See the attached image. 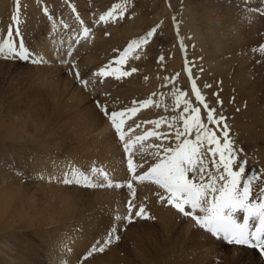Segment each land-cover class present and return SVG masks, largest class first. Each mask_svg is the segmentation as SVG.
I'll list each match as a JSON object with an SVG mask.
<instances>
[{
  "label": "rangeland",
  "instance_id": "374dc122",
  "mask_svg": "<svg viewBox=\"0 0 264 264\" xmlns=\"http://www.w3.org/2000/svg\"><path fill=\"white\" fill-rule=\"evenodd\" d=\"M13 1L0 0V23L4 22L5 27L0 31V40L7 32ZM114 1L117 0H61L60 5L59 0H21V13L27 16V35L35 46V54L45 62L32 65L0 57V264H78V261L80 264H258L253 250L211 242L208 235L194 228L188 219L158 204L152 197L153 186L146 188V193L140 189V195L149 197L157 221L131 225L119 233L118 242L84 260L87 251L103 241L110 231L112 214L122 192L83 190L49 182L47 176L58 174L66 165L79 168L93 160L105 169L116 168V177L123 176L122 167L117 166L121 163V154L116 140L113 141L114 134L109 132L103 117L101 121V114L90 95L54 65L56 47L48 36L57 27L54 22L59 17L56 13L59 6L71 12L74 7L79 16L84 14V22L88 24L89 16L90 20L97 21L101 14L111 9ZM45 6L52 15L51 20L42 13ZM246 15L240 0H129L123 22H109V28L96 29L94 32L98 39L102 36V42L97 40L94 47L81 49L83 73L87 74L88 69L84 68L90 61L93 63L87 67H97L104 62L103 54L108 57L112 48L156 27L162 34L145 53L141 52L145 55L138 66L142 72L140 77L132 76L123 86L107 83L106 92H111L112 85L116 86L114 97L128 99L136 95L140 99L150 92L149 96L154 93L159 104L166 98L162 103L165 106L169 95L157 88L165 91L169 87L156 77L161 67H155L154 62L161 54V45L175 41L171 27L172 22L176 26L178 23L181 36L189 34L197 41L201 62L223 69L218 77L214 70L207 69V75L199 78L201 82L206 77L217 83L222 81L219 90L216 89L218 85H212V93L217 91L219 100H223L222 106L225 96L221 95V88L231 101L240 99L244 106H251L256 112L259 109L264 116V58H257L252 51L264 39V32L249 22ZM97 31H101L100 35ZM105 33H111L110 38H104ZM206 36L211 41L203 40ZM97 43L102 44L98 46ZM166 54L163 57L169 62L172 54ZM174 59L169 69L173 65L174 69L178 68L180 62L176 52ZM149 74L150 79L143 80ZM211 98L213 102L217 100L213 94ZM222 111L227 117L230 134H235L238 129L235 122L240 121L239 118L231 110ZM148 113L149 117L159 114L155 110ZM96 134L99 139L95 138ZM235 135L245 140L235 144L243 149L241 158L247 159L250 171L263 175L257 162L260 161L264 168V150L254 146L264 143L263 139H250L237 132ZM98 147L105 149L104 153ZM111 162L113 165L109 166ZM41 174L45 179L40 178Z\"/></svg>",
  "mask_w": 264,
  "mask_h": 264
},
{
  "label": "snow or ice",
  "instance_id": "6c2138e0",
  "mask_svg": "<svg viewBox=\"0 0 264 264\" xmlns=\"http://www.w3.org/2000/svg\"><path fill=\"white\" fill-rule=\"evenodd\" d=\"M240 4L244 14L250 13L264 17V0H259V5L256 7L250 6V0H240ZM128 5L129 0H124L123 4L113 5L95 22L107 24L123 19ZM72 11L75 13L76 9L73 7ZM42 13L48 19H52L47 6L42 8ZM77 19H79L78 15ZM173 21L176 22L175 16ZM60 23L64 28H68L63 21ZM80 23L81 36L87 38L90 28L84 25L83 20H80ZM20 25L21 0H15V12L11 15L7 35L0 40V57L6 60H30L33 64L44 63L43 57H34L30 49L25 46ZM177 27H179L178 23ZM156 31L157 28L153 27L144 36L132 40L118 57L108 65L99 68L96 75L121 79L136 73L137 68L125 70L123 66L127 63L130 54L137 60L141 58V53L137 50L146 46ZM14 36L20 37L18 42ZM177 36L179 46L185 53L184 70L191 84L192 97L176 85L175 80L178 79L179 73L172 77L171 81L169 77H165V84L171 82L170 95L174 101L172 110L177 114L170 118L161 117L148 122L153 124L155 129L166 125L168 131H147L133 138L129 134L132 131L131 127H125L127 118L137 113L139 109L154 104L160 106L153 99L155 94L140 101H134L133 106L124 110L109 111L106 105L97 101L98 110L110 122V127L121 143L123 153L126 154V157L122 155L121 160L126 164V170L132 173L131 180L127 182V188L132 189V180L149 181L157 185L162 190V194H157L161 203L171 206L183 217L191 219L194 227L203 230L211 238L238 248L253 250L258 257V264H264V187L258 190L254 187V181L259 179L260 174L246 175L247 159L241 158L243 149L239 148L230 136L227 117L222 110L210 106L201 88L198 87L197 77L193 76L195 60L188 59V46L183 38L179 37V33ZM252 51L264 54V43L254 46ZM71 54L69 50L67 55ZM163 61L164 57L161 55L159 62L162 64ZM60 63L69 64L70 62L62 59ZM70 71L87 90L89 81L81 77L74 63L71 64ZM203 87L210 88L211 85L205 84ZM213 96L217 97L216 103L222 105L223 102L218 98L219 93H213ZM136 127L138 128L139 125L137 124ZM152 137L160 143L149 145L146 149L140 142ZM138 143L139 147L134 151V146ZM145 152L148 153L149 159H145ZM137 154L140 155L141 162L134 166V157ZM139 169L143 170L137 174ZM113 175L114 173H110L103 166L95 164L85 170L66 165L59 170L58 174L48 175L47 180L66 186L89 189L124 187V184L114 182ZM40 178L45 179L42 174ZM125 211V215L114 216V220L119 224L106 233L103 241L97 242L87 251L84 260L92 257L94 253H103L114 241L118 242L120 224L132 223L134 218H152L143 204L137 207L131 200L127 202ZM239 254L237 252V255ZM78 264H80L79 261Z\"/></svg>",
  "mask_w": 264,
  "mask_h": 264
},
{
  "label": "bare ground",
  "instance_id": "6f19581e",
  "mask_svg": "<svg viewBox=\"0 0 264 264\" xmlns=\"http://www.w3.org/2000/svg\"><path fill=\"white\" fill-rule=\"evenodd\" d=\"M251 1H253V0H250V6H252V7H256V6H258L259 5V0H254V2L252 3ZM83 14V13H82ZM79 15V14H78ZM88 15V14H87ZM83 16H84V14H83ZM82 15L81 16H79V19H77V18H75V22H77V25L79 26V28L81 29V25H80V20H83L84 21V18L85 17H83ZM248 18H249V20H250V22L253 24H256V25H258L259 27H260V29H261V32L263 31L264 32V30H263V27H264V17H263V19H260V17L259 16H257V15H255V14H250V13H248L247 15H246ZM90 17V16H89ZM88 19V18H87ZM91 19H92V17H91ZM98 19V18H97ZM85 23V22H84ZM87 23V22H86ZM77 26V27H78ZM55 28V27H54ZM54 28H51V29H54ZM79 28H78V30H79ZM102 31V30H101ZM100 31V32H101ZM98 33H99V35H100V32L99 31H97ZM122 31H120V33H121ZM123 32L124 33H126V30L124 31L123 30ZM122 32V33H123ZM264 34V33H263ZM104 35V34H103ZM117 35V34H116ZM207 38L206 39H203V40H208V41H211L209 38V36H206ZM97 40H102V36H101V39H97ZM203 40H200V42H202ZM111 42L113 41V40H110ZM102 42V41H101ZM100 44H102V43H99V45ZM107 44H109V42L107 43ZM97 45H98V43H97ZM98 45V46H99ZM46 46V45H45ZM94 47V46H93ZM101 47V46H100ZM85 49H87V48H85ZM101 49V48H100ZM48 51H49V49H47ZM97 50V49H96ZM85 51V50H84ZM92 51H94V50H92ZM88 52V51H87ZM83 53V52H82ZM80 54H81V52H80ZM100 56V55H99ZM98 56V57H99ZM54 56H52L51 58H53ZM97 56H96V58H98ZM175 58H177V56L175 57ZM54 59V58H53ZM88 62V61H87ZM91 62V61H90ZM89 62V63H90ZM89 63H87V65H89ZM91 63H93V61L91 62ZM177 63V62H176ZM87 65L85 66V68L87 67ZM177 65H180V64H178L177 63ZM173 67H174V65H173ZM204 67L206 68V70L208 69L209 70V72H211L212 70H214L215 71V74H216V76L218 77V76H220V74H219V71L221 70V71H223V69H220L219 67H215V68H213V67H208L206 64L204 65ZM85 68H84V70H85ZM175 68H176V66H175ZM205 75V74H204ZM203 77V76H202ZM201 77V78H202ZM215 79H213V81H214ZM216 81V80H215ZM109 84V83H108ZM108 84H107V87H106V90L107 89H109V87H108ZM213 84H216V85H218V83H217V81L215 82V83H211V84H209V85H211V87L210 88H205V91H206V93H207V95H208V97L209 98H211L212 97V92H213V90H212V85ZM215 85V86H216ZM113 86V85H112ZM111 86V87H112ZM163 88H164V86H163ZM137 89V91H138V88H135V90ZM158 89V88H157ZM216 89L217 90H219V88H218V86L216 87ZM132 90V88L130 89V91ZM139 90H140V88H139ZM121 91V90H120ZM127 91V90H126ZM137 91H136V93H137ZM141 91V90H140ZM156 91V90H155ZM153 92V91H152ZM149 93V95H152V93H150V92H148ZM131 95L132 94H134L135 95V93H130ZM154 94V93H153ZM158 94V93H157ZM222 94H224V98H225V100H224V106H222V105H218L217 103H216V101H214L213 103L217 106V109L218 110H224V111H227V110H231V111H233V114H235V116L236 117H238L239 118V120L240 121H236L235 123H237V126H238V129H236L237 131H235V134H236V132L237 133H241V134H246V135H248L249 136V138L250 139H254V138H256V137H260V138H262L263 139V141H264V116H263V114L260 112V110L258 109V112H256L251 106H244V104H242V101H240V99H237V100H233V101H231V98H230V96L228 95V93H225V90H223L222 88H221V95ZM125 95V94H124ZM133 95V96H134ZM149 95H147V96H145V97H149ZM119 96V95H118ZM136 96V95H135ZM134 96V97H135ZM223 96V95H222ZM122 97V96H121ZM123 98V97H122ZM124 98H125V96H124ZM129 98H132V97H129ZM156 97L154 96V100L156 101V99H155ZM212 99V98H211ZM213 100V99H212ZM223 101V100H222ZM250 105V104H249ZM227 110H226V109ZM237 109H239V111H237ZM94 110H95V108H94ZM151 113H153L154 111H150ZM223 112V111H222ZM147 114H149V113H147ZM224 114V113H223ZM152 115V114H151ZM150 116V115H149ZM235 117V118H236ZM102 118V116H100V119ZM104 119V118H103ZM103 119H101V121H103ZM105 120V119H104ZM228 123V122H227ZM103 125V124H102ZM105 125V124H104ZM98 129H100L101 130V128H98ZM97 129V130H98ZM260 129V130H259ZM96 130V131H97ZM105 131H106V129H105ZM167 131V130H166ZM109 132H110V130H109ZM96 133V132H95ZM103 133V132H102ZM112 133V132H111ZM110 133V134H111ZM234 134V132L233 133H231L230 134V136L231 137H233V139L235 140V142L236 143H238V144H240V143H242V141L243 142H245V140L244 139H242V138H240V134L239 135H235ZM101 135V134H100ZM103 135V134H102ZM95 136V135H94ZM236 136V137H235ZM99 137V135L98 134H96V136H95V138L97 139ZM114 137V136H113ZM246 137V136H245ZM103 138V137H102ZM99 139V138H98ZM104 140V139H103ZM107 141V143H108V140H106ZM113 141L115 142V139H113ZM253 141V140H252ZM116 143V142H115ZM116 146H117V144H115ZM251 145H253V144H251ZM108 146H109V143H108ZM108 146H107V148H108ZM255 147H257V149H259L260 150V147L264 150V148L262 147V146H264V143H262V144H255L254 145ZM253 146V147H254ZM100 147V146H99ZM98 147V149L99 150H103V153H104V150L105 149H103V148H99ZM241 148V147H240ZM97 149V150H98ZM247 149V148H246ZM115 150V149H114ZM113 151V150H112ZM106 152H107V150H106ZM117 152H118V149H117ZM248 152H249V150H248ZM110 154V153H109ZM104 155V154H103ZM105 155H106V153H105ZM111 156H112V154H111ZM114 157V156H113ZM112 157V158H113ZM249 158H250V156H248ZM103 159V158H102ZM101 159V160H102ZM251 159H252V157H251ZM114 160V159H113ZM103 161V160H102ZM105 161V160H104ZM108 161V160H107ZM110 161H111V159H110ZM252 161H254L253 159H252ZM109 162V161H108ZM121 162V161H120ZM257 162V161H256ZM112 163V162H111ZM113 163H116V161L115 162H113ZM113 163L112 164H109V166L110 165H113ZM254 163V162H253ZM107 165V164H106ZM117 166H119V165H117ZM255 166V165H254ZM257 166L262 170L261 172L263 173V177H264V168H262L261 167V165H260V161H259V163L257 162ZM256 166V167H257ZM105 167V166H104ZM116 167V166H115ZM119 168V167H118ZM120 169H121V167H120ZM121 172V171H120ZM123 174V173H122ZM120 175V174H119ZM117 176V175H116ZM145 186H147V187H144V186H141V190L144 192V193H146L147 191H146V188H148V187H152V186H150V185H145ZM152 190H155V188L153 187V188H151ZM150 189V190H151ZM152 192H154V191H152ZM160 212V211H159ZM162 212V211H161ZM170 213H171V211H170ZM163 216H165V215H163ZM162 216V217H163ZM196 233L197 234H199L200 235V233L199 232H197L196 231ZM208 235V234H207ZM208 240L209 241H211V242H214V243H216V242H218V243H220L221 244V242L220 241H217V240H214L213 238H211L209 235H208ZM216 241V242H215ZM217 243V244H218ZM223 244V243H222Z\"/></svg>",
  "mask_w": 264,
  "mask_h": 264
}]
</instances>
